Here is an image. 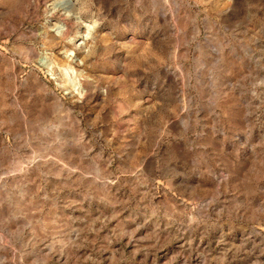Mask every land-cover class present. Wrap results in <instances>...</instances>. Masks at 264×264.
Listing matches in <instances>:
<instances>
[{
    "label": "rangeland",
    "instance_id": "rangeland-1",
    "mask_svg": "<svg viewBox=\"0 0 264 264\" xmlns=\"http://www.w3.org/2000/svg\"><path fill=\"white\" fill-rule=\"evenodd\" d=\"M69 1L0 0V264H264V0Z\"/></svg>",
    "mask_w": 264,
    "mask_h": 264
},
{
    "label": "bare ground",
    "instance_id": "bare-ground-1",
    "mask_svg": "<svg viewBox=\"0 0 264 264\" xmlns=\"http://www.w3.org/2000/svg\"><path fill=\"white\" fill-rule=\"evenodd\" d=\"M63 2H64L65 5L70 3L69 0H67V1H64V0H63ZM61 5H62V4H61Z\"/></svg>",
    "mask_w": 264,
    "mask_h": 264
}]
</instances>
